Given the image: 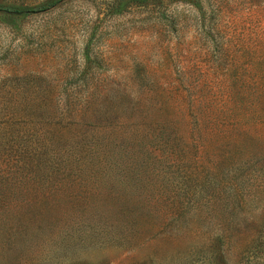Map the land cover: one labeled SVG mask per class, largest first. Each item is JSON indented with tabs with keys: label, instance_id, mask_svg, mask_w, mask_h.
<instances>
[{
	"label": "rangeland",
	"instance_id": "obj_1",
	"mask_svg": "<svg viewBox=\"0 0 264 264\" xmlns=\"http://www.w3.org/2000/svg\"><path fill=\"white\" fill-rule=\"evenodd\" d=\"M2 191L0 264H264V0H0Z\"/></svg>",
	"mask_w": 264,
	"mask_h": 264
},
{
	"label": "trees",
	"instance_id": "obj_2",
	"mask_svg": "<svg viewBox=\"0 0 264 264\" xmlns=\"http://www.w3.org/2000/svg\"><path fill=\"white\" fill-rule=\"evenodd\" d=\"M13 195L15 196L13 192H0V224L8 218L9 214L21 209V205L25 203L24 200H19L18 198L16 200H12Z\"/></svg>",
	"mask_w": 264,
	"mask_h": 264
}]
</instances>
